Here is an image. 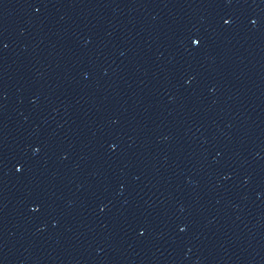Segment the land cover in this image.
Masks as SVG:
<instances>
[{"label":"water","instance_id":"water-1","mask_svg":"<svg viewBox=\"0 0 264 264\" xmlns=\"http://www.w3.org/2000/svg\"><path fill=\"white\" fill-rule=\"evenodd\" d=\"M0 264H264V0H0Z\"/></svg>","mask_w":264,"mask_h":264}]
</instances>
